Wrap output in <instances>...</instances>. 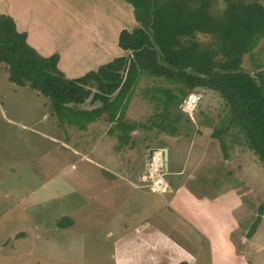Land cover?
I'll return each instance as SVG.
<instances>
[{"label":"rangeland","instance_id":"rangeland-1","mask_svg":"<svg viewBox=\"0 0 264 264\" xmlns=\"http://www.w3.org/2000/svg\"><path fill=\"white\" fill-rule=\"evenodd\" d=\"M30 1L33 7L28 12V26L32 41L41 35L63 37L62 30L69 29L75 39L82 37L83 29L78 27L64 2L50 5L48 0ZM208 1L211 13L221 15L227 0ZM240 1H256L264 5V0ZM78 3L75 6L78 11L74 10L83 22L87 17L102 23L106 10V30L111 24L110 37L116 42L119 28L116 27L119 23L114 22L118 16L116 10L107 7L106 0H79ZM120 22L122 24V20ZM125 29L131 28L127 25ZM208 38L203 36L204 40ZM115 46L117 50L113 49L111 55L121 51L118 45ZM124 54L127 53L122 51L120 55ZM106 56V62L114 58ZM255 58L253 60L250 54H246L243 62V66L253 73L264 69V37L255 49ZM83 69L84 64H80L75 71L78 73ZM165 88L183 98L175 83L150 75L139 79L124 121L136 122L140 126L130 134V145L125 146L118 136L120 130L115 127V122L108 121L106 114L88 123L84 129L79 123L61 120L54 114L46 97L29 85L21 86L11 81L7 66L0 63V264H113L109 262L114 248V237L108 234L111 230L118 235L125 231V225H137L132 216L145 217L149 213L154 218L153 210L159 205L171 211L166 205L168 190L162 195L153 192L148 186L149 181L143 178L152 152L166 148L169 143L172 171L175 159L178 166L193 152L190 147L195 138L190 135L196 133L198 123L211 118L214 113L222 119L227 105L218 92L208 88L196 89L200 101L193 116L185 110V102L179 107L173 104L170 108L166 124L176 126V135H181L180 139L170 140L168 131L171 127L163 131L152 123L161 120L166 113L164 103L154 98L156 95L165 99L162 90ZM100 105L97 101L94 104L85 102L81 106L91 109ZM112 129L114 133H110ZM174 148H177L175 154ZM236 149L237 152H232L234 167L254 187L256 201L264 203V165L247 147L237 146ZM132 167L135 168L134 174L137 173L136 167H143L139 179L143 184L139 180L137 183L145 189L132 187L131 181L126 180L131 178L127 176V169ZM122 175L125 178L122 179ZM218 187V191L224 194L226 210L236 218L239 216L242 222L246 221L243 214L246 206L250 207V199L238 193L242 190L240 180H223ZM189 198L194 199V195ZM205 216L223 218L228 214L214 201L206 209ZM60 221L70 225L61 226ZM202 255L208 258V252L203 251ZM255 256L259 264V258L264 260V249L261 253L255 252Z\"/></svg>","mask_w":264,"mask_h":264},{"label":"trees","instance_id":"trees-1","mask_svg":"<svg viewBox=\"0 0 264 264\" xmlns=\"http://www.w3.org/2000/svg\"><path fill=\"white\" fill-rule=\"evenodd\" d=\"M132 5L137 25L123 29L119 46L127 54L115 57L97 70L69 78L59 68V55L44 56L27 40L14 18L0 13V63L7 66L11 81L29 85L46 97L61 120L86 125L106 114L115 122L124 145L140 126L124 121L135 87L143 75L161 77L177 85L183 95L162 89L166 113L154 126L176 135L177 128L166 124L172 105L179 107L198 88L218 92L227 112L214 127L225 159L231 150L245 146L264 165V69L254 76L243 66L244 57L255 58V49L264 37V5L256 1L227 0L221 15L211 13L208 0H125ZM203 36H208L204 40ZM258 66V64H255ZM259 68V66H258ZM100 106L82 107L85 102ZM114 133V130H110ZM264 216V203L248 231L256 232ZM69 224V223H68ZM64 225L60 221L59 225Z\"/></svg>","mask_w":264,"mask_h":264},{"label":"crops","instance_id":"crops-1","mask_svg":"<svg viewBox=\"0 0 264 264\" xmlns=\"http://www.w3.org/2000/svg\"><path fill=\"white\" fill-rule=\"evenodd\" d=\"M48 1L50 5L54 3L63 4V2L66 4L65 7L73 15L72 17L77 22L78 27L83 29L80 39L72 37L69 29L64 30V32L62 30L63 37L50 38L41 35V37L33 38L32 41L31 28L28 26L30 18L28 12L33 7L30 0H3L0 13L14 18L17 28L27 33L29 44L40 54L44 56L58 54L60 58L59 68L69 78L80 77L89 71L97 70L102 64L107 63L106 54L114 58L122 54L123 50L118 44L119 35L123 29L127 28V25L132 29L131 26H136L137 23L131 4L125 0H106L107 7L110 6L111 10L115 9L116 14H118L115 20L112 19V21L119 23L116 26L119 28L115 35V42V39L110 37L111 24L106 30L104 23L108 16L106 10H104L105 18L103 20L101 18L102 23L94 22L92 18L85 17L84 22L86 24L75 13V10L78 11L75 6L79 4V0H70L69 2L67 0ZM133 17L134 24L132 23ZM40 28L46 29L45 27ZM115 45H118L121 51L112 52L111 55L113 49L117 50ZM80 64H84V69L77 73L75 70ZM210 117L212 119L205 118L204 122L200 121L196 133L190 135L195 138L190 147V152H193L184 163L177 166V159L174 157L175 165L172 171L170 170L171 149L169 143L165 146L169 156V168L166 175L168 183V192H166L168 193V196L166 195L168 202L166 205L171 211L168 212L164 209V205L161 207L159 205L153 210L154 218L149 213L145 217L132 216L137 221V225H129V227L125 225V231L118 233V235L111 230L108 234L114 237V248L109 262L113 264H207V262L208 264L209 262L210 264H257L255 252L261 253V250L264 249L262 246L264 216H262L256 232L251 237H248L250 229L248 226L251 227L255 221L260 202H257L253 195L254 187L252 188L248 180L246 181L242 177L243 174L240 173L239 169L234 167L236 164L232 152H237V146L231 150V158L225 159L219 140L212 137L213 128L218 125L221 118L216 113ZM180 137L179 134L169 136L170 140L171 138L180 139ZM182 138H186V136ZM176 149H173L174 154ZM143 167H136L137 173L135 174L134 167L128 168L127 176L131 178L126 179L131 181L132 187L142 190L145 189L140 186L143 184L142 181L140 183ZM121 178L125 177L122 175ZM237 178L242 187L238 193L241 197L250 199V207L246 206L244 210L243 215H246L244 222L239 216L236 218L226 210L223 201L224 194L218 191V186L223 180L229 182L235 181ZM138 180L140 184L137 183ZM189 191L194 195V199L189 198L191 195ZM214 201L219 203L228 216H223V218L221 216H205L206 209ZM172 213L177 214V216L171 215ZM262 228L263 231H261ZM203 251L208 252L207 259L202 255ZM260 259L259 264H264V260Z\"/></svg>","mask_w":264,"mask_h":264},{"label":"built area","instance_id":"built-area-1","mask_svg":"<svg viewBox=\"0 0 264 264\" xmlns=\"http://www.w3.org/2000/svg\"><path fill=\"white\" fill-rule=\"evenodd\" d=\"M199 101L200 96L196 92L191 93L184 103L185 110L192 115ZM167 171L168 168L166 167V158L163 149L159 148L154 150L149 160L148 171L146 175H143V178L149 181L148 186L151 191L160 195L165 194L164 192L168 190V183L166 182Z\"/></svg>","mask_w":264,"mask_h":264},{"label":"water","instance_id":"water-1","mask_svg":"<svg viewBox=\"0 0 264 264\" xmlns=\"http://www.w3.org/2000/svg\"><path fill=\"white\" fill-rule=\"evenodd\" d=\"M252 74V76H254L253 72H250ZM163 151L165 153V158H166V167L168 168V149L167 148H163Z\"/></svg>","mask_w":264,"mask_h":264}]
</instances>
